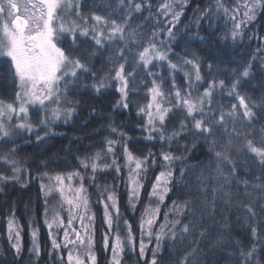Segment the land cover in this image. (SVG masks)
<instances>
[{"label":"snow or ice","instance_id":"1","mask_svg":"<svg viewBox=\"0 0 264 264\" xmlns=\"http://www.w3.org/2000/svg\"><path fill=\"white\" fill-rule=\"evenodd\" d=\"M187 4L188 0H159V3L154 0H108L107 15L97 11L85 15L81 0H0V59L10 63L17 89L12 102L0 100V144L11 142L12 145L0 154V184L20 182L21 175L27 172L23 162L16 158L18 147L14 132L34 134L38 143L44 142L49 131L40 135V128L49 129L50 122L70 120L76 111V102L69 97L81 87L91 88L96 94L114 88L120 96L115 107L128 109L130 94L137 92L139 87L137 80L139 84H146L140 73L152 77L147 82L148 103L139 107L137 115L146 117L142 124L146 133L144 139L161 143L158 154L150 151L146 155H136L128 143L131 137L110 124V133L116 134L120 140L106 137L101 151L77 158V170L55 175L40 174L44 224L53 250L59 254L61 248L69 249L67 264H97L94 252L96 214L91 208L85 177L95 184L98 172L114 170L119 174L127 169L128 203L135 210L144 188V175L149 167L156 165L157 155L163 161L148 192L149 204L145 206L139 223L141 259L153 237L155 239L148 264H162L165 240L172 242L169 252L174 253L177 244L193 235L198 227L201 228L199 238L209 235L200 220L206 212L208 215L216 213L217 194H221L219 198L225 205L231 202V186L238 172L233 150L245 152L250 158L246 163L251 162L259 168L260 174L255 176L258 183L251 187L264 193V124L258 130L259 139H256V123L264 121V96L254 100L240 91L250 83L253 65L248 62L242 68L231 69L232 78L226 83L225 79L212 75L213 65L208 64L210 78L205 81L199 58L194 53L191 58L188 54L175 53L172 47L176 40L174 29ZM210 12L222 13L232 22L230 38L235 42L243 35L242 26L254 20L258 12H264V0H233L232 5L226 4L225 0H216L215 8L207 9L203 15ZM65 15L69 17L67 20ZM162 34L164 38H161ZM223 38L227 39L228 34ZM82 49L83 56L79 55ZM105 52L109 53L104 62L107 67L101 75L94 69L92 61L103 57ZM174 57L177 62H173ZM158 64H166L171 73L183 71L187 65L193 71H184L186 84L178 86L173 77L169 88L165 89V77L153 71ZM260 67L264 70V56L260 58ZM85 78L91 83H86ZM218 93L234 102L228 106L219 103L216 100ZM30 108L37 114L38 124L30 119ZM173 116L177 117L175 123L172 122ZM245 128L247 131H241ZM190 137L193 138L192 148L202 139L215 162V175L204 177L201 174L198 185L205 193L208 182L216 181L219 185L211 188L212 207H207L205 195L198 219L197 206L192 200H174L169 212L164 213L163 222L158 223L161 205L176 187L173 182L175 162H181V180L190 171L185 164L191 152L187 146ZM117 144L122 146L123 164L116 157ZM174 144L183 149L181 154L169 150ZM241 183L243 191L251 196L249 181ZM96 187L100 193L97 202L103 206L104 247L111 248L110 264H121L125 247L136 249V237L132 225L122 217L115 188ZM49 197L55 200L54 204H50ZM246 208L250 216H256L251 204ZM38 232L37 228L31 232L30 252L36 257L40 255ZM61 232L62 237L58 240ZM251 234L257 236L255 227L251 228ZM7 238L19 257L21 229L14 213L7 222ZM199 238L190 241L197 247L175 256L172 264H196ZM238 257V264H261L255 245L241 248ZM59 258L64 259L63 256Z\"/></svg>","mask_w":264,"mask_h":264},{"label":"trees","instance_id":"2","mask_svg":"<svg viewBox=\"0 0 264 264\" xmlns=\"http://www.w3.org/2000/svg\"><path fill=\"white\" fill-rule=\"evenodd\" d=\"M81 2L82 11L85 15L92 11L107 15L109 11L107 8L108 0H81ZM215 2L216 0H188L180 23L174 29L176 40L172 44L173 51L180 55L188 54L190 58L194 53L200 60L201 74L205 81L210 78L208 64L213 65L212 75L225 79L227 83L232 78L231 69H239L245 63H252L253 75L250 78V83L241 88L240 91L254 100L259 99L264 96V70L260 67V58L264 56V12H258L254 20L245 23L242 26V37L233 42L230 38L232 22L227 17H224L222 13L214 14L212 12L206 16L203 15L207 9L215 8ZM225 2L232 5L233 0H225ZM154 3H159V0H154ZM144 15L146 16L147 13ZM202 16L203 18H201ZM68 18L65 15V19ZM226 34H228L227 39L223 38ZM198 37H203V39ZM161 38H164L163 34ZM257 49H261V51L258 52ZM79 55L83 56V49ZM108 55L109 53L105 52L103 57L92 61L94 69L101 75L106 70L107 65L104 62ZM173 62H177V58L174 57ZM153 71L165 77L163 87L168 89L173 77L178 86L186 84L184 71L192 72L193 70L190 65H187L184 66L183 71L171 73L166 64H158ZM140 76H144L146 84H139V79L137 80L139 87L137 92L130 94L131 103L128 109L115 107L120 96L114 88H109L102 94H96L91 88L81 87L69 97L76 102V111L69 122L63 123L61 120L53 123L49 129L40 128V135L49 131L44 142L38 143L34 134L19 133L14 135L18 147L16 158L23 162L27 172L21 175L20 182L0 184V189H2L0 190V264H67L69 249L61 248L59 254L53 250L48 229L44 224V196L40 191L39 177L42 172L55 175L77 170L79 167L77 158H83L86 155H93L96 151H101L105 145L106 137L120 140L121 138L116 134L110 133V124L119 127L128 137H131L128 143L136 155H146L150 151L157 154L160 152L161 143L158 140L144 139L146 133L142 129V124L146 117L137 115L139 107L148 103L147 86L149 85L147 82L152 79L143 72L140 73ZM85 80L86 83H91L90 80L86 78ZM16 90V82L12 79L10 63L0 59V100L12 102ZM216 100L225 106L234 102L227 96L221 97L219 93ZM36 116L37 114L32 109V120L38 124L39 121ZM176 119L177 117L173 116L172 122L175 123ZM262 124L264 121L256 123L257 140L259 139L258 130ZM241 131H247V129H241ZM192 139L190 137L187 142L191 152L185 162L190 171L181 180L179 177L181 162H175L173 182L176 187L168 193L164 205H161L158 223L163 222L164 213L169 212L174 200H192L197 206L198 219L199 207L203 205L205 195H207V207L209 209L212 207L211 188L214 185L217 187L219 185L216 181L208 182L207 193L198 188V185L201 182V174L204 177L215 175V162L208 151V145L201 139L196 143L195 148H192ZM11 146V142L0 144V154H3ZM164 148H168L167 144L164 145ZM115 150L119 163L123 164L121 144H117ZM169 150L176 155L183 151L175 144ZM232 156L238 165V172L237 179L233 181L231 186L233 196L230 204L225 205L223 199L219 198L221 194H217L216 213L208 215L206 212L203 219L200 220L202 227L209 230V235L199 238L198 233L201 228L198 227L193 235L186 237L177 244L174 253L169 252L172 242L165 240L162 264H172L175 256L197 247L195 243H190L197 238L200 239V244L197 248L196 264H238L239 250L241 248L248 249L253 245L257 249V259L261 261V264H264V193L251 187L252 184L258 183L255 176L260 174V170L253 163H246L250 158L245 152L237 153L233 150ZM106 159L110 160L111 157H106ZM41 161L45 163H41ZM162 163L163 161L157 155L156 165L149 167L144 175V188L135 210L131 209L128 203L127 169H123L119 174L114 170L98 172L95 184L85 177V186L88 188L91 208L96 214L94 252L97 264H110L112 253L110 247L108 249L104 247L103 236L106 229L103 223V206L97 202L100 193L96 185L115 188L122 217L132 225V231L136 237V249L132 250L131 247H125L121 256V264H148L152 249L155 246V239L153 237L146 249L145 257L141 259L139 256V223L145 206L149 204L148 192L151 190L155 176L161 170L160 165ZM79 170L84 171L83 169ZM243 180L249 181L248 192L251 193V196L243 191L244 185L241 183ZM45 182L47 181L45 180ZM49 202L54 204L55 200L49 197ZM152 204L155 206L154 200ZM248 204H251L255 210V217L250 216L247 212L246 205ZM13 213L16 223L21 229L22 251L19 257L16 256L7 238V222ZM189 218H191L190 214ZM252 227L257 229L256 237L251 234ZM33 228L39 230V257L30 252ZM121 228L123 229V224H121ZM61 237L62 232L57 236V239L60 240ZM144 239L147 243V237ZM218 241L219 243H217ZM60 256H63V261L59 258Z\"/></svg>","mask_w":264,"mask_h":264},{"label":"rangeland","instance_id":"3","mask_svg":"<svg viewBox=\"0 0 264 264\" xmlns=\"http://www.w3.org/2000/svg\"><path fill=\"white\" fill-rule=\"evenodd\" d=\"M29 117H30V119L32 120V109H31V108L29 109ZM61 120H62L63 123H68V122H69V120H68L67 122H65L63 119H61ZM61 120H59V121H61ZM32 121H33V120H32ZM15 122H16V121L14 120L13 123H15ZM33 122H34V121H33ZM57 122H58V121H55L54 123H57ZM34 123H35V122H34ZM52 124H53V123L50 122V126H49V127H51ZM43 129H44V128H43ZM19 133H21V132H18V131H17V132H14L13 135H15V134L18 135Z\"/></svg>","mask_w":264,"mask_h":264}]
</instances>
